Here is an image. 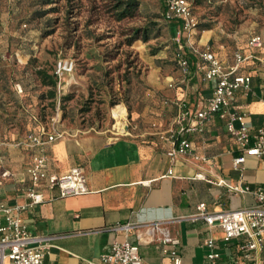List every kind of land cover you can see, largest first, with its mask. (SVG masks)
<instances>
[{
    "label": "crops",
    "instance_id": "1",
    "mask_svg": "<svg viewBox=\"0 0 264 264\" xmlns=\"http://www.w3.org/2000/svg\"><path fill=\"white\" fill-rule=\"evenodd\" d=\"M199 32L195 40L208 45L225 64L232 63L236 49L250 53L237 69V73L250 74V90L247 93L237 90L231 106L246 113L252 131L264 129V44L249 49L247 39L244 46H238L234 38L210 41L218 39L210 29ZM260 35L264 42V36ZM193 62L190 76L178 87L169 88L167 80L178 79L179 70L177 75L165 76V85L175 90L173 94L166 92L173 95L171 104L158 110L153 127L146 131L129 130L108 137L103 131L58 128L64 131L62 136L34 147L14 145L17 139L14 137L0 139L3 166L11 172L1 179L0 200L8 205L27 201L26 167L33 153L47 155L51 172L61 173L72 166H80L84 172L87 192L59 197L55 191L41 186L44 200L20 212L32 234L47 237L44 264L95 263L101 253L109 250L114 238L119 241L127 238L137 244L142 264H172L156 239L158 233L147 232L153 221L162 222L178 236L181 264H210L205 256L207 235L212 236L219 252L214 264H247L238 249L239 239L224 243L217 226H208L202 217L192 218V214L201 201L212 212L252 205V194L233 192L228 185L240 182L264 188V153L247 154L243 163L233 166L238 147L216 113L204 120L201 132L187 135V153L173 158L166 153L171 142L165 130L175 112L174 98L184 96L193 107L197 101H206L214 85V80L202 78ZM149 78L154 81L153 74ZM34 127L28 119L25 133ZM197 172L204 177H196ZM218 179L223 183L217 184Z\"/></svg>",
    "mask_w": 264,
    "mask_h": 264
},
{
    "label": "rangeland",
    "instance_id": "2",
    "mask_svg": "<svg viewBox=\"0 0 264 264\" xmlns=\"http://www.w3.org/2000/svg\"><path fill=\"white\" fill-rule=\"evenodd\" d=\"M189 1L198 23L194 38L210 29L218 36L210 41L234 38L244 46L250 33L264 36V0ZM115 2L0 0V139L25 134L26 108L47 123L58 113L59 129L103 131L108 137L116 136L117 106L130 132L153 127L158 110L171 104L173 95L166 92L175 91L165 85V76L178 72L173 60L178 22L162 17L160 0H137L130 16L117 19ZM58 61L71 67L54 86L43 83L36 69L50 74Z\"/></svg>",
    "mask_w": 264,
    "mask_h": 264
},
{
    "label": "built area",
    "instance_id": "3",
    "mask_svg": "<svg viewBox=\"0 0 264 264\" xmlns=\"http://www.w3.org/2000/svg\"><path fill=\"white\" fill-rule=\"evenodd\" d=\"M161 15L166 20L178 22L177 36L173 60L179 70V78L170 77L167 80L169 88H176L191 74L190 65L193 62L197 70L202 72L204 80H214L211 95L206 101H197L193 107L189 106L185 97H175L173 104L175 112L170 124L165 130L171 146L166 150L173 158L176 154L189 151L187 135L203 130L204 120L216 113L225 124L226 131L233 137L239 153L233 157V166L244 162L245 155H260L264 153V129H250L244 111L232 108V99L237 90L247 93L250 90V74L237 73L240 64L250 56L242 49H236L232 54V63L225 64L214 50L208 45H200L194 38L196 20L193 15L192 3L189 0H160ZM182 34V35H181ZM262 46V38L258 33L248 36L246 47L251 49ZM71 65L58 61L55 73L66 72ZM18 93L23 91L20 83H15ZM27 117L34 130L13 141L14 145L28 147L43 146L62 136L64 131L55 126L58 113L50 117V121L41 119L38 112L26 108ZM116 118V117H115ZM119 119V120H118ZM115 119L112 128L115 134H126L125 124L120 118ZM0 183L1 179L11 175L9 169L3 166V155L0 152ZM29 183L25 189L27 201L21 204L8 205L0 200V264H44L48 243L47 237L32 234L20 212L44 200L41 186L49 191H55L59 197L82 194L88 191L85 175L80 166H72L68 170L55 173L48 170L47 155L43 152L33 153L26 167ZM170 173V169H168ZM196 177H204L197 172ZM208 181H210L208 179ZM222 184L223 180H216ZM233 192H248L252 194L254 203L245 207L208 211L205 202H198L192 218L202 217L208 226H217L222 232V241L227 243L232 239H239L238 249L247 264H264V188L250 186L240 182L228 185ZM156 231L157 240L163 252L170 256L172 264H181L178 252L179 238L162 225L160 221H153L147 227V232ZM206 258L214 264L219 257L217 245L211 235L204 239ZM82 264H142L138 245L127 238L119 241L112 239L109 250L99 255L97 262L85 261Z\"/></svg>",
    "mask_w": 264,
    "mask_h": 264
},
{
    "label": "trees",
    "instance_id": "4",
    "mask_svg": "<svg viewBox=\"0 0 264 264\" xmlns=\"http://www.w3.org/2000/svg\"><path fill=\"white\" fill-rule=\"evenodd\" d=\"M115 8L117 9L116 11V18L121 19L125 16H130L135 8L136 5L138 4L137 0H115ZM198 26V23H196V27ZM55 70V68H54ZM53 70L52 73H47L46 70L43 68H37L36 69V74L40 77L43 83L50 84V85H55V81L57 78V75L55 71ZM53 90L50 91V96H53ZM39 113V112H38ZM40 114V113H39ZM41 116V114H40ZM41 119L44 120L41 116ZM45 121V120H44Z\"/></svg>",
    "mask_w": 264,
    "mask_h": 264
},
{
    "label": "bare ground",
    "instance_id": "5",
    "mask_svg": "<svg viewBox=\"0 0 264 264\" xmlns=\"http://www.w3.org/2000/svg\"><path fill=\"white\" fill-rule=\"evenodd\" d=\"M124 114L123 107L117 106V108L114 110L113 115L116 117V119L122 117Z\"/></svg>",
    "mask_w": 264,
    "mask_h": 264
}]
</instances>
